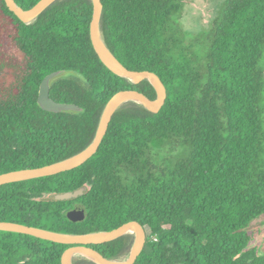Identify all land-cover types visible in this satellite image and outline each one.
<instances>
[{"label":"trees","instance_id":"trees-1","mask_svg":"<svg viewBox=\"0 0 264 264\" xmlns=\"http://www.w3.org/2000/svg\"><path fill=\"white\" fill-rule=\"evenodd\" d=\"M13 1L30 11L41 0ZM101 1L107 48L128 70L158 76L165 105L154 114L126 103L81 167L0 186V222L74 236L137 222L147 241L135 264H264L249 232L264 218V0H226L202 57L181 27L188 0ZM93 13V0H58L25 24L0 0V177L83 153L118 93L158 98L149 81L132 84L103 63ZM60 70L79 76L50 97L82 114L39 107L41 83ZM82 188L77 200H54ZM76 205L86 212L74 222ZM134 244L125 235L92 247L119 262ZM69 247L0 230V264H61Z\"/></svg>","mask_w":264,"mask_h":264},{"label":"water","instance_id":"water-1","mask_svg":"<svg viewBox=\"0 0 264 264\" xmlns=\"http://www.w3.org/2000/svg\"><path fill=\"white\" fill-rule=\"evenodd\" d=\"M5 1L10 11L13 12L23 23L31 24L35 22L45 10H47L51 5H53L58 0H41L30 11H24L20 9L14 3L13 0H5ZM93 4H94V13H93V20L91 23V39L96 49V52L100 56L103 63L113 73L124 79H127L132 84H140L146 80L149 81L157 89L158 98L156 100H150L144 94L134 90L118 93L112 98L110 103L107 105L98 129L96 139L87 150L73 157L72 159L57 165L44 167L41 169H35V170H25V171L1 176L0 186L6 184L18 183L40 177L54 176L81 167L98 152V149L105 135L107 134L109 125L112 121L114 114L120 109L121 106H123L126 103L133 102L139 104L143 106L146 110L154 114H158L165 105L167 99V90L163 85V83L161 82V80L158 78V76L149 72H133L128 70L114 58V56L109 51V49L107 48L104 42L106 48L108 49L115 62L118 64V66L111 64V62H109V60L106 58L105 52L101 48L98 40L99 32L101 33L100 22L103 12V5L101 0H93ZM70 76H79V75L73 71L60 70L48 75L43 80V82L40 85L39 98H38V105L43 111L56 113V114H60V113L82 114L84 112V109L80 108L75 104L56 103L50 97L52 86L59 80L68 78ZM86 191H87L86 188H82L75 192L57 194L54 196V200L59 202L77 200L81 198ZM85 212L86 209L83 205H76L67 214V217L69 220L77 222L85 216ZM0 230L25 234L42 240L70 246L64 252L62 256L61 264H68V259L73 254H80L77 257L88 259L94 262L95 264H115L116 261L109 260L103 257L98 251L94 250L91 246L102 245L111 242L113 240H116L120 237H123L125 235H134L130 233V231L137 232L139 238L137 237V235H134L135 237L134 247L131 253L129 254V256L122 262H124L125 264H135L139 256L142 254L147 241V236L144 231V228L137 222H131L125 224L110 232L95 233L86 236L63 235V234L52 233L35 228H30L19 224L1 223V222H0ZM95 235H100V237L96 239H86L87 237H91ZM83 254H87L92 258L90 259L88 257L82 256Z\"/></svg>","mask_w":264,"mask_h":264},{"label":"rangeland","instance_id":"rangeland-1","mask_svg":"<svg viewBox=\"0 0 264 264\" xmlns=\"http://www.w3.org/2000/svg\"><path fill=\"white\" fill-rule=\"evenodd\" d=\"M226 0H188L181 27L187 33L186 43L198 46L197 53L203 56V47L207 43V34L212 29L214 21L220 15L222 5ZM249 232L254 233L250 247H257L260 255L264 256V218L252 223ZM134 236V235H133ZM78 258V257H76ZM126 259V258H125ZM125 259H122L124 261Z\"/></svg>","mask_w":264,"mask_h":264},{"label":"bare ground","instance_id":"bare-ground-1","mask_svg":"<svg viewBox=\"0 0 264 264\" xmlns=\"http://www.w3.org/2000/svg\"><path fill=\"white\" fill-rule=\"evenodd\" d=\"M98 40H99V44L101 46V48L103 49V51L105 52V56L106 58L109 60V62H111V64L115 65V66H118V64L115 62V60L113 59V57L111 56L110 52L108 51V49L106 48L105 44H104V41H103V38H102V35L101 33L99 32V37H98ZM74 161V160H73ZM71 161V162H73ZM130 233L134 234V235H137V237L139 238V235L137 232L135 231H130ZM100 235H95V236H91V237H87L86 239H96V238H99ZM80 254H73L69 257L68 259V264H73V261L74 259L79 256ZM82 256H85V257H88V258H92L90 257L89 255L87 254H83ZM115 264H125L124 262H115Z\"/></svg>","mask_w":264,"mask_h":264},{"label":"flooded vegetation","instance_id":"flooded-vegetation-1","mask_svg":"<svg viewBox=\"0 0 264 264\" xmlns=\"http://www.w3.org/2000/svg\"><path fill=\"white\" fill-rule=\"evenodd\" d=\"M92 246H93V245H92ZM92 246H91V247H92ZM92 248H93V247H92ZM93 249H94V248H93ZM94 250H95V249H94ZM96 251H97V250H96Z\"/></svg>","mask_w":264,"mask_h":264}]
</instances>
